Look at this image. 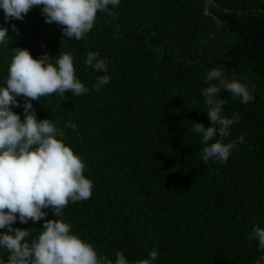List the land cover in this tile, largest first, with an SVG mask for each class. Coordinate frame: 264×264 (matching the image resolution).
<instances>
[{
	"label": "trees",
	"instance_id": "1",
	"mask_svg": "<svg viewBox=\"0 0 264 264\" xmlns=\"http://www.w3.org/2000/svg\"><path fill=\"white\" fill-rule=\"evenodd\" d=\"M109 8L114 15L98 12L79 41L46 23L42 6L7 23L0 9L10 37L0 46V86L13 49L26 48L35 58L70 53L89 88L32 101L39 120L64 131L94 183L92 197L69 202L59 219L113 264L117 251L135 264L153 250L156 264H255L264 256L253 238L254 227L264 228V0H121ZM90 51L108 61L111 81L99 91L93 84L105 73L85 64ZM215 67L255 85L247 105L220 93L223 114L241 116L225 142L245 137L227 164L205 163L202 137L189 131L197 122L212 126L202 89ZM17 99L13 111L23 120L25 99ZM44 211L41 221L17 219L13 228L30 229L31 242L44 220L58 218Z\"/></svg>",
	"mask_w": 264,
	"mask_h": 264
},
{
	"label": "clouds",
	"instance_id": "2",
	"mask_svg": "<svg viewBox=\"0 0 264 264\" xmlns=\"http://www.w3.org/2000/svg\"><path fill=\"white\" fill-rule=\"evenodd\" d=\"M120 3L121 0H0V9L4 10L7 23L12 19L23 20L34 6H42L46 23H58L65 37L79 41L93 29L98 12L114 15L109 6L115 8ZM9 44V30L0 24V46ZM13 51L6 86H0V229L7 228V232H0V249L9 254L7 259L0 257V264H113L112 259L98 257L90 242L74 234L70 223L59 219L69 202L92 197L94 183L84 175L83 158L64 142V131L53 119L39 120L32 103L53 93L64 96L67 91L83 96L89 93V88L77 78L70 53H60L54 59L48 55L35 58L26 48ZM99 55L90 51L84 61L96 72L105 73L96 77L93 84L96 91L111 81L108 61ZM204 83L208 86L202 89V96L208 107L203 111L212 126L197 122L189 131L201 135L205 163L211 159L227 164L233 149L243 144L245 137L225 142L241 116L223 114L226 100L220 98V93L228 91L247 105L255 100V85L226 78L221 67L210 70ZM21 96L25 99L23 120L13 111V106H20L17 98ZM66 127L75 130L77 126L69 123ZM48 208L58 218L44 220L38 238L29 242L26 238L30 229L13 228L17 219L22 224L41 221L48 216L44 211ZM253 238L264 252V228L254 227ZM115 256L114 264H131L122 251ZM157 259L158 252L153 250L149 258L135 264H156ZM255 264H264V256Z\"/></svg>",
	"mask_w": 264,
	"mask_h": 264
}]
</instances>
